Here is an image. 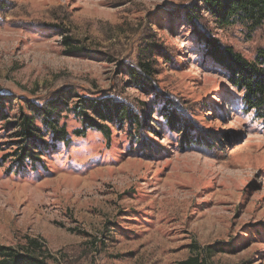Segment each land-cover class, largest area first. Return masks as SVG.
Wrapping results in <instances>:
<instances>
[{
	"label": "rangeland",
	"instance_id": "rangeland-1",
	"mask_svg": "<svg viewBox=\"0 0 264 264\" xmlns=\"http://www.w3.org/2000/svg\"><path fill=\"white\" fill-rule=\"evenodd\" d=\"M193 1L0 0V245L34 241L55 264H264L262 121L202 38L254 61L264 27L195 28ZM138 61L152 69L141 89L128 74ZM60 94L50 110L67 145L32 111ZM81 98L119 101L142 128L75 137ZM22 113L48 146L19 165Z\"/></svg>",
	"mask_w": 264,
	"mask_h": 264
},
{
	"label": "trees",
	"instance_id": "trees-1",
	"mask_svg": "<svg viewBox=\"0 0 264 264\" xmlns=\"http://www.w3.org/2000/svg\"><path fill=\"white\" fill-rule=\"evenodd\" d=\"M186 19L193 27L198 28L204 17H209L219 28H228L234 25H242L248 33L264 27V0H194L185 9ZM207 50L214 60L225 66L229 73V83L242 92V102L246 112H253L254 116L262 121L264 132V48H259L254 61H248L231 47L218 43L215 39L202 36ZM131 82L139 89L149 86L152 78V69L146 63L138 61L135 67L128 69ZM63 94V93H62ZM56 96L52 102L39 107H33L32 111L42 117V125L50 134L54 144L69 143V134L66 126H59L57 118L52 117L50 106L53 104H65L63 95ZM62 98V99H61ZM73 108L82 127L72 133L75 137L85 135L87 129H96L109 140L111 130L105 122L123 123L128 120L130 124L141 127V119L133 117L130 109L119 101L97 100L81 98ZM55 108V107H54ZM35 115L20 114L16 123H12L18 129L16 143L19 146L17 164L23 165L25 161L39 162L40 147L48 146L43 138V131L34 123ZM167 124L175 128L174 118L167 116ZM180 132L186 135L185 126L181 125ZM190 143L194 142L192 137ZM197 142V140L195 141ZM210 255V254H209ZM0 264H55L52 258L41 251L34 241L29 242L28 248L16 249L10 246L0 245ZM181 264H207L206 257L192 256Z\"/></svg>",
	"mask_w": 264,
	"mask_h": 264
}]
</instances>
